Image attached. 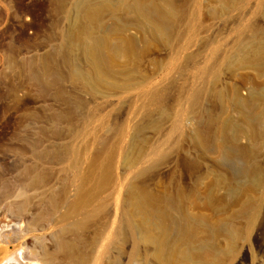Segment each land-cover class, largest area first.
Wrapping results in <instances>:
<instances>
[{"label":"rangeland","instance_id":"374dc122","mask_svg":"<svg viewBox=\"0 0 264 264\" xmlns=\"http://www.w3.org/2000/svg\"><path fill=\"white\" fill-rule=\"evenodd\" d=\"M0 264H264V0H0Z\"/></svg>","mask_w":264,"mask_h":264},{"label":"bare ground","instance_id":"6f19581e","mask_svg":"<svg viewBox=\"0 0 264 264\" xmlns=\"http://www.w3.org/2000/svg\"><path fill=\"white\" fill-rule=\"evenodd\" d=\"M186 252V251H185Z\"/></svg>","mask_w":264,"mask_h":264}]
</instances>
